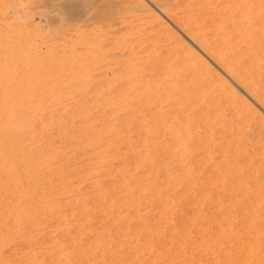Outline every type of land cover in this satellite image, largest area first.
I'll return each instance as SVG.
<instances>
[{
	"label": "rangeland",
	"instance_id": "374dc122",
	"mask_svg": "<svg viewBox=\"0 0 264 264\" xmlns=\"http://www.w3.org/2000/svg\"><path fill=\"white\" fill-rule=\"evenodd\" d=\"M0 94V264H264V0H0Z\"/></svg>",
	"mask_w": 264,
	"mask_h": 264
},
{
	"label": "bare ground",
	"instance_id": "6f19581e",
	"mask_svg": "<svg viewBox=\"0 0 264 264\" xmlns=\"http://www.w3.org/2000/svg\"><path fill=\"white\" fill-rule=\"evenodd\" d=\"M263 30V29H262ZM263 36V35H262ZM195 41V40H194ZM262 53V52H261ZM258 54L259 55V59L261 58V57H263V54ZM254 58V57H253ZM236 59V58H235ZM252 60V59H251ZM258 60V59H257ZM253 61V60H252ZM259 61V60H258ZM250 62V61H249ZM257 62V61H256ZM252 64V63H251ZM249 65V64H248ZM258 67V66H257ZM253 68V67H252ZM250 69V68H249ZM248 70V69H247ZM258 70V69H257ZM234 72V71H233ZM246 74V73H245ZM204 83H206V82H204ZM212 83V82H211ZM205 87H206V85H205ZM208 87H211V86H208ZM201 88V87H200ZM204 88V87H203ZM207 89V88H206ZM259 90V89H258ZM6 91V90H5ZM194 91V90H193ZM203 91V90H202ZM202 91H201V93H202ZM8 92V91H7ZM23 92V91H22ZM259 92H261V91H259ZM259 94V93H258ZM0 95H2V94H0ZM23 95V94H22ZM215 95V94H214ZM263 95V94H262ZM3 96V95H2ZM221 96V95H220ZM194 97H196L195 95H194ZM212 97H213V95H212ZM223 97V96H222ZM217 98V97H216ZM262 98H263V96H262ZM220 99V98H219ZM2 100H4V101H8V99H5V98H2ZM216 100V99H215ZM4 101H2V102H4ZM221 101V100H220ZM211 102V101H210ZM222 102H223V100H222ZM19 103V102H18ZM221 103V102H220ZM228 104H229V102H228ZM208 105V104H207ZM225 105V104H224ZM219 106V105H218ZM1 107V106H0ZM5 107V106H4ZM10 107V106H9ZM207 107V106H206ZM215 107V106H214ZM3 108V107H2ZM25 108V107H24ZM6 110H7V108H5ZM0 110H2L1 108H0ZM10 110V109H9ZM13 112V111H12ZM1 113V112H0ZM7 113V112H6ZM11 113V112H10ZM8 114V113H7ZM6 116V115H5ZM33 118V117H32ZM9 118H7V120H8ZM36 119V118H35ZM31 121H33V120H31V118L30 117H26L25 116V114L24 115H22L21 114V116H18V117H16V118H13L11 121H3L2 120V118L0 117V154H32L34 151V149H32V148H30V146L29 145H26L27 144V141H26V138L25 137H23V138H20V139H18L17 137L19 136V135H22V134H24V131L26 130V129H29V127L31 126L30 125V123H31ZM35 121V120H34ZM33 123V122H32ZM31 123V124H32ZM30 125V126H29ZM189 125V124H188ZM29 126V127H28ZM32 127V126H31ZM29 131V130H28ZM26 132V131H25ZM28 133V132H27ZM29 134V133H28ZM263 134V133H262ZM31 136H32V134H31ZM34 136V135H33ZM32 136V137H33ZM21 137V136H20ZM31 137V138H32ZM8 139V144H10L11 146L9 147H5L4 146V142H3V140L4 139ZM262 138V137H261ZM22 139H23V141H22ZM24 139H25V141H24ZM30 139V138H29ZM258 140V139H257ZM261 140V139H260ZM263 141V140H262ZM257 144V143H256ZM253 145V144H252ZM260 145V144H259ZM196 146V145H195ZM33 147V146H32ZM36 150H37V148H35ZM31 151H33L32 153H31ZM45 152V151H44ZM36 153V152H35ZM38 153V152H37ZM188 154V153H187ZM209 154V153H208ZM6 156V155H5ZM14 156V155H13ZM246 156V155H245ZM23 157V156H22ZM15 158V157H14ZM20 158V157H19ZM250 159V158H249ZM246 160H247V158H246ZM3 161V160H2ZM2 163V162H1ZM23 163V162H22ZM10 167V166H9ZM25 167V166H24ZM9 170H10V168H9ZM25 170V169H24ZM21 172V171H20ZM215 172V171H214ZM262 173V172H261ZM251 181V180H250ZM239 184V183H238ZM20 186V185H19ZM6 187V186H5ZM23 195V194H22ZM253 196H254V194H253ZM256 200V199H255ZM246 202V201H245ZM248 206V205H247ZM261 223V222H260ZM264 224V223H263ZM258 225V224H257ZM258 228H260V226H258ZM256 229V228H255ZM254 229V230H255ZM257 230V229H256ZM263 246V245H262ZM259 248H261V247H259ZM262 249H264V247L262 248ZM260 250V249H259ZM260 252H263V251H260ZM260 252L258 253V254H260ZM264 253V252H263ZM258 254H256V255H258ZM260 256V255H259ZM262 256H264V255H262ZM242 257V256H241ZM257 258V257H256ZM260 258H261V256H260ZM238 261V260H237ZM260 261V260H259ZM262 261V260H261Z\"/></svg>",
	"mask_w": 264,
	"mask_h": 264
}]
</instances>
